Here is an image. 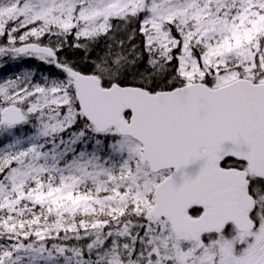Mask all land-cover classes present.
<instances>
[{
	"label": "snow or ice",
	"instance_id": "1",
	"mask_svg": "<svg viewBox=\"0 0 264 264\" xmlns=\"http://www.w3.org/2000/svg\"><path fill=\"white\" fill-rule=\"evenodd\" d=\"M3 57L0 264H264V0H0Z\"/></svg>",
	"mask_w": 264,
	"mask_h": 264
},
{
	"label": "trees",
	"instance_id": "2",
	"mask_svg": "<svg viewBox=\"0 0 264 264\" xmlns=\"http://www.w3.org/2000/svg\"><path fill=\"white\" fill-rule=\"evenodd\" d=\"M1 62H3V70L2 72L4 73V75L2 77L8 78L9 75L11 73V68L12 66L10 62V59H4ZM16 68H14L15 70H19V71H24L27 69H32L33 71L37 72V79H39L40 74H48L49 69L48 66L43 65L41 62L35 60V59H31V58H23L20 59L19 61L15 62ZM52 72H55V69H52ZM14 75L17 74L18 72H14ZM1 77V78H2Z\"/></svg>",
	"mask_w": 264,
	"mask_h": 264
},
{
	"label": "rangeland",
	"instance_id": "3",
	"mask_svg": "<svg viewBox=\"0 0 264 264\" xmlns=\"http://www.w3.org/2000/svg\"><path fill=\"white\" fill-rule=\"evenodd\" d=\"M4 59H10V62H12L11 65H10V66H12V68L10 69L11 70V73L8 74L9 75L8 78H15V76L17 74L14 75L13 74L14 72H18V75L20 74V72H22V71H19V70H15L14 71V68H16L15 62L19 61L20 59H12L10 57L0 58V80L8 79V78H5V77H2L4 75V73L2 72V70H3V62H1V61L4 60Z\"/></svg>",
	"mask_w": 264,
	"mask_h": 264
}]
</instances>
